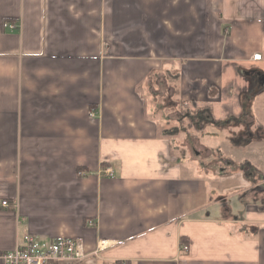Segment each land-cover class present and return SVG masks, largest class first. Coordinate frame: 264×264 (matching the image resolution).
Segmentation results:
<instances>
[{"label":"crops","instance_id":"1","mask_svg":"<svg viewBox=\"0 0 264 264\" xmlns=\"http://www.w3.org/2000/svg\"><path fill=\"white\" fill-rule=\"evenodd\" d=\"M251 70L264 75V0H0V253L29 234L103 244L75 264H264ZM180 103L215 118L242 106L235 125L261 127L239 145L247 172L174 154L219 150L212 124L170 128Z\"/></svg>","mask_w":264,"mask_h":264},{"label":"rangeland","instance_id":"2","mask_svg":"<svg viewBox=\"0 0 264 264\" xmlns=\"http://www.w3.org/2000/svg\"><path fill=\"white\" fill-rule=\"evenodd\" d=\"M251 87L252 89L256 88V84L253 83V80H252ZM146 104H147V107H150V105H152V103L148 100H146ZM185 109H186L185 112L187 111V113H194V111L192 110V107H188ZM224 121L225 120L222 121L221 127L216 128L217 131L219 132V138L215 140L216 142L215 145L218 146L219 150L210 151L208 150V148H205V146H201V145H172L175 147V148L173 147V149H176L174 154H176L178 158H181L182 160L186 161L185 162L186 164L198 163V162L201 163V166L204 172L210 170L209 168H212L213 171L219 172V173L221 172V170L222 172H226L227 170H231L233 172L238 171L236 173L237 174L239 173V175H242V173L247 172L249 167H246L245 165L241 167L237 166L238 162H241L243 159H247L248 156H250L251 154L248 148L239 146V145H247V143L233 144L227 141V138L234 137V135L238 134L240 130L242 129L241 127L235 125V122H238V119H236L235 121L230 119V121L227 120L225 123ZM200 124H202V128L195 127L194 126L195 121H193L191 124V122L189 121L188 115H187L186 121L183 122L182 126H180L178 123L175 122L174 124H170V128H174L175 132L177 131L176 134L179 132V130H181V135H182V133L187 131V127H188V129H194L195 130L194 133L195 132L200 133V135L202 136L203 131H205L208 128L209 124L204 121H201ZM182 140L183 138L181 137V141ZM258 145H264V140ZM210 146H213V145H210ZM182 155L185 156V159L183 158ZM226 158L229 160H234V163H231V161L227 160ZM260 162H261V167L259 168H262L264 170L263 158L261 159ZM183 169H184L183 172L186 174L196 173L192 171L191 169H188L187 166H184ZM202 179L203 177H201L202 189L206 191L207 190L206 183H205V180L204 179L202 180ZM233 186H235V184L232 185V187ZM235 199L236 197H233V200Z\"/></svg>","mask_w":264,"mask_h":264},{"label":"built area","instance_id":"3","mask_svg":"<svg viewBox=\"0 0 264 264\" xmlns=\"http://www.w3.org/2000/svg\"><path fill=\"white\" fill-rule=\"evenodd\" d=\"M9 26L12 28L13 24ZM260 57L255 54L252 59L259 60ZM106 171L111 172L110 169ZM1 203L7 205L5 200ZM181 247L187 249L185 244ZM102 250L103 244H100L97 249L87 253L83 244L75 238L39 239L27 234L11 250L0 253V258L3 264H75L99 256Z\"/></svg>","mask_w":264,"mask_h":264},{"label":"trees","instance_id":"4","mask_svg":"<svg viewBox=\"0 0 264 264\" xmlns=\"http://www.w3.org/2000/svg\"><path fill=\"white\" fill-rule=\"evenodd\" d=\"M237 72H238V74H241L240 71H239V69L237 70ZM244 77L249 78L248 76H244ZM257 82H258V80L256 79V82H255L256 88L252 89V87H250L252 89V93H254V91L256 89L260 88L258 86L259 84L257 85ZM250 84L252 85V83H250ZM229 88H232V87H229ZM235 98H238V97L236 96ZM180 104H181V108H180L181 113L182 114H186L185 117H187V115H188V118H189V121L191 122V124H192L193 121H195V125L194 126L197 127V128L198 127L199 128H202V124H200L201 121H204V122H206L208 124H212L215 127H221L223 120H225L224 123L229 118H231V120L235 121L243 113L242 106H240L241 110L236 115L233 114V113H230L229 115H225L226 117H224V118H215L213 116V114H212V108L208 104H205V105H195V106H193L190 103H180ZM188 107H192V110L194 111V113H187V111L185 112V110H186L185 108H188ZM224 123H223V125H224ZM235 124H237V123L235 122ZM248 125L249 124H245V126H242L241 127L242 129L240 130V132L238 134H235L234 137H229V141L232 142L233 144H245L246 141H248V140H243L242 139V136L243 135L249 136L250 137L249 140L259 138V132H260L259 130H260L261 127L259 125L258 126H255L256 128L253 129L254 131H251L248 128ZM244 165H248L249 166V164L248 163H245V162L237 163V166L238 167H241V166H244Z\"/></svg>","mask_w":264,"mask_h":264},{"label":"water","instance_id":"5","mask_svg":"<svg viewBox=\"0 0 264 264\" xmlns=\"http://www.w3.org/2000/svg\"><path fill=\"white\" fill-rule=\"evenodd\" d=\"M250 73L255 74L258 80V83L260 84V86H264V75L261 73H258L254 70H251Z\"/></svg>","mask_w":264,"mask_h":264}]
</instances>
